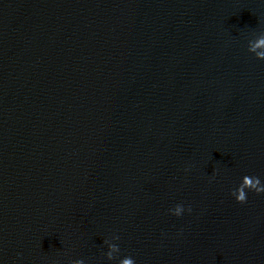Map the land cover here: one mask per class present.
<instances>
[{"label": "water", "instance_id": "1", "mask_svg": "<svg viewBox=\"0 0 264 264\" xmlns=\"http://www.w3.org/2000/svg\"><path fill=\"white\" fill-rule=\"evenodd\" d=\"M129 259L264 264V0H0V264Z\"/></svg>", "mask_w": 264, "mask_h": 264}, {"label": "clouds", "instance_id": "2", "mask_svg": "<svg viewBox=\"0 0 264 264\" xmlns=\"http://www.w3.org/2000/svg\"><path fill=\"white\" fill-rule=\"evenodd\" d=\"M257 184H258V181H254L252 187L255 188V190H256L257 193H259V192H261L262 189H261L260 187H257ZM240 199H241V202L244 201L243 194H241ZM126 264H132V261L129 259V260L126 262Z\"/></svg>", "mask_w": 264, "mask_h": 264}]
</instances>
